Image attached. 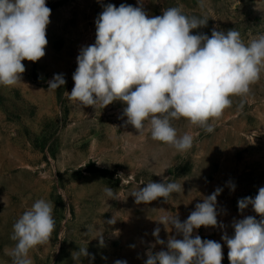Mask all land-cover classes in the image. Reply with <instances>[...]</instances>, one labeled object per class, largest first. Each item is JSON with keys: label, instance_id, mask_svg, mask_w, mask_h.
<instances>
[{"label": "rangeland", "instance_id": "1", "mask_svg": "<svg viewBox=\"0 0 264 264\" xmlns=\"http://www.w3.org/2000/svg\"><path fill=\"white\" fill-rule=\"evenodd\" d=\"M109 3L142 6L149 17L181 7L189 17L208 20L193 34L235 29L245 44L264 34V0H47L52 11L45 56L23 62L17 85L0 86V264H12L13 224L38 199L54 205L56 228L47 244L29 252L32 264H145L156 227L165 245L156 244L154 253L166 250L170 236L182 238L156 221L175 215L186 220L217 187L223 189L217 218L224 228L201 227L193 236L221 243L222 264H230L222 235H234L233 220L261 219L251 205L241 213L238 200L254 198L264 187V71L246 96L231 97V106L210 122L213 132L172 120L178 135L193 136L192 147L177 152L153 140L148 127L138 133L126 124L123 102L82 107L66 95L80 49L95 43V21ZM54 74H63L66 83L50 90ZM164 179L183 184V191L168 202L135 203L133 191ZM108 187L116 199L105 194ZM111 219L115 223H107ZM82 248L90 256L74 261Z\"/></svg>", "mask_w": 264, "mask_h": 264}, {"label": "clouds", "instance_id": "2", "mask_svg": "<svg viewBox=\"0 0 264 264\" xmlns=\"http://www.w3.org/2000/svg\"><path fill=\"white\" fill-rule=\"evenodd\" d=\"M51 11L47 0H0V86L17 85L26 71L23 62L35 63L45 56ZM207 21L185 15L178 6L149 17L142 6L107 4L95 21V43L82 47L76 58L74 87L66 92L68 99L93 108L121 101L126 104V124L138 133L148 127L153 140L177 152L189 150L193 136L187 132L178 135L171 121L183 118L192 126L213 132L210 122L231 106V97L246 96L264 71V34L247 44L235 29L225 33L214 28L210 36L193 34ZM65 83L63 74H54L48 89H59ZM228 187L235 190L231 181ZM181 191L183 184L164 179L139 187L131 196L136 204H150L159 198L168 202L173 193ZM222 191L217 187L204 197L184 221L178 215L156 221L182 238L170 236L166 250L154 253L156 244L165 245L156 227L152 233L155 243L145 253V264H222L221 243L193 236L194 229L201 227L224 228L217 218V197ZM105 194L116 199L110 187ZM249 205L261 219L249 215L233 220L234 235L221 237L227 244L230 264H264V187L254 198L238 200L241 213ZM53 209L51 202L38 199L13 224L10 239L15 245L8 253L12 264H32L29 252L50 241L56 228ZM99 238L103 246L102 235ZM76 253L74 261L90 256L87 248ZM114 264L127 261L116 260Z\"/></svg>", "mask_w": 264, "mask_h": 264}]
</instances>
